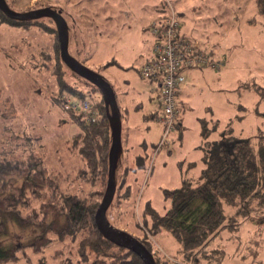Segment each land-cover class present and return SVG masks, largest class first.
I'll use <instances>...</instances> for the list:
<instances>
[{"label": "rangeland", "instance_id": "obj_1", "mask_svg": "<svg viewBox=\"0 0 264 264\" xmlns=\"http://www.w3.org/2000/svg\"><path fill=\"white\" fill-rule=\"evenodd\" d=\"M6 1L16 11L49 5L59 10L67 22L70 54L113 86L120 110L121 143L114 172L116 193L106 212L109 221L138 239L150 240L157 251L155 255L168 264H264V222L256 218L242 221L237 230H221L205 246L206 251L191 254V259L179 251L178 242L168 231L151 232L149 221H145L150 213L163 214L170 206L166 189L178 187L184 176L198 180L203 164L201 119L211 129L210 140L227 130L236 139L249 138L256 150L264 146V18L258 13L257 0ZM169 5L182 21V34L200 41L214 55L223 57L225 63L218 70L183 69L187 85L179 96L180 103L186 106L183 128L172 133L169 148L160 149L150 164L147 153L143 162L132 160L127 151L142 149L152 153L157 129L161 128L157 120V87L139 74L136 65L122 68L98 63L110 52L135 53L139 41L144 46L143 39L130 38L139 37L135 26L166 12ZM33 21L26 27L0 21V156L21 159L33 153L40 155L59 193L100 201L107 177L93 181L91 173L80 172L82 161L72 146L78 126L68 119L61 105L52 101L55 95L61 100L69 94L57 87L55 73L59 65L65 80L77 85L87 99L96 102L102 99L101 92L61 62L58 64L54 32L44 31ZM35 21L54 25L46 18ZM139 33L146 35L144 30ZM126 129L133 135L128 142ZM190 161L196 164L188 170ZM31 203L37 207L40 201ZM234 209L225 205L224 213L231 214ZM17 231L20 243L35 234L30 227ZM84 235L62 239L52 236L53 240L41 251L25 247L16 252L14 261L3 264H93L98 254L89 251L87 260L80 255ZM118 247L102 251L105 264L116 263L117 257L129 259ZM215 249L223 252L220 263L203 257V252L214 254Z\"/></svg>", "mask_w": 264, "mask_h": 264}, {"label": "trees", "instance_id": "obj_2", "mask_svg": "<svg viewBox=\"0 0 264 264\" xmlns=\"http://www.w3.org/2000/svg\"><path fill=\"white\" fill-rule=\"evenodd\" d=\"M7 4L12 8L10 2ZM45 7L55 8L51 5ZM257 8L264 18V0H257ZM22 11L24 10L20 12ZM42 18L54 24L52 19ZM35 20L38 19L15 20L0 11V21L20 27H26L33 21L37 22V25L40 24L44 31L54 32L55 48L58 51L55 24L50 26ZM57 58L58 64L61 62L65 65L60 52ZM55 74L58 89L69 93L66 97L75 101L87 99L77 85L65 80L60 65ZM75 75L86 81L76 73ZM86 82L91 88L99 90L95 85ZM178 96L179 91L177 102L180 114L175 129L169 134L171 139L174 131L182 129L180 117L184 106ZM52 98V101L61 105L68 114V119L78 126V130L73 134L72 146L82 161L80 172L91 173L93 181L95 178L104 181L103 178L107 177L108 173L110 129L103 100L93 102L97 105L99 114L96 121H89L83 113L67 108L64 99H61V102L56 95ZM158 102L160 105L159 93ZM201 122L203 123L200 135L204 139L201 162L204 166L200 170L198 180L184 176L178 187L166 189L165 197L170 199V206L163 214L150 213L149 220L145 219L149 221L151 232L168 231L178 242L179 251L188 259H191V254L206 251L204 249L208 242L223 229L237 230L242 221L252 218L264 222V146L261 145L256 150L249 138L236 139L229 135L227 130L223 131L219 138L210 140L211 129L204 123L205 120L201 119ZM160 135L153 145L152 153L148 154L150 164L160 149L169 148L170 144L158 146ZM170 140L168 138V143ZM193 166L194 163L188 167ZM59 189L40 155L33 153L21 159L0 156V264L14 261L17 258L16 252L25 247H30L36 252L41 251L53 240L52 236L56 235L62 239L65 236L74 237L78 233L85 234L80 241V255L87 260L89 251L94 252L101 259L98 257L93 264H105L102 261L105 253L102 251L117 245L106 239L95 224L94 215L101 200L69 192L59 193ZM115 193L116 190L113 199ZM121 195L125 196V193ZM33 200H39V206L32 205ZM225 205L234 206V211L226 215ZM29 227L35 230V234L26 243H20L17 230ZM3 238L6 241H3ZM139 241L154 255L156 264H168L163 257L155 255L157 251L152 248L150 240L139 238ZM118 249L124 250L129 259L117 257L115 264H144L136 253L124 247ZM215 250L216 253L209 255L203 252V257L213 260V263H220L223 252ZM195 258L198 259L197 256Z\"/></svg>", "mask_w": 264, "mask_h": 264}, {"label": "built area", "instance_id": "obj_3", "mask_svg": "<svg viewBox=\"0 0 264 264\" xmlns=\"http://www.w3.org/2000/svg\"><path fill=\"white\" fill-rule=\"evenodd\" d=\"M181 21L175 10L169 5L166 12H161L150 24L153 37L151 54L140 65L139 74L148 79H159L160 113L157 120L161 122V135L158 146H167L169 134L175 129L180 114L177 95L184 81V68L220 69L225 60L214 55L206 46L196 39L184 36L180 32ZM65 106L75 112H81L89 121H96L99 110L92 101H80L64 98Z\"/></svg>", "mask_w": 264, "mask_h": 264}, {"label": "water", "instance_id": "obj_4", "mask_svg": "<svg viewBox=\"0 0 264 264\" xmlns=\"http://www.w3.org/2000/svg\"><path fill=\"white\" fill-rule=\"evenodd\" d=\"M0 11L15 20H34L42 17L52 19L57 32L60 57L65 65L78 76L95 85L101 92L110 129V146L108 149L106 188L94 215L95 224L98 231L110 242L136 253L144 264H156L152 253L137 237L114 226L106 215V210L116 190L114 172L121 143L120 114L113 88L99 73L91 70L70 54L68 50L67 22L59 10L51 7H39L20 12L10 8L6 0H0Z\"/></svg>", "mask_w": 264, "mask_h": 264}, {"label": "crops", "instance_id": "obj_5", "mask_svg": "<svg viewBox=\"0 0 264 264\" xmlns=\"http://www.w3.org/2000/svg\"><path fill=\"white\" fill-rule=\"evenodd\" d=\"M160 14H161V12H159L156 15H154L153 17L151 16L150 18L147 19V22L145 24H140L141 26H139V25L138 26H135V31L134 32L137 35H139V37H130V38L131 39H138V38H140V40L143 39L145 41L144 42V46H142V43L139 41V45H138V48H137V50H136L135 53H130V54H127V55L125 54L127 51L115 52V53L114 52L107 53V54H105L99 60V63L98 64H100V66H106V64L119 65L122 68H127L129 66L136 65L135 68L136 69L139 68L140 65L145 61V59L148 58L150 56V54H151V45H152L151 39L153 37H151L152 35L150 33L149 27H150V24H151L152 20L154 18H156ZM182 27H183V25H182V21H181V28H180L181 34H182ZM140 30H144L146 32V35L144 33H139ZM127 34H128L127 36H130L131 35L130 33H127ZM200 44L203 45L201 42H200ZM146 45L148 46V48H147ZM203 46H205V45H203ZM124 66H126V67H124ZM148 80H150L151 86L155 85L157 87V91L159 93V84H160L159 79L153 78V79H148ZM154 89H156V88L154 87ZM186 90H187V85L185 83V78H184V81L180 85L179 96L182 94V91H186ZM179 96H178V100L180 99ZM116 101H117V104L119 106L117 96H116ZM123 104H125V99L123 100ZM183 106H184V108L186 107L184 104H183ZM156 107L158 109V103H157V106ZM155 113H156V110L154 112H152V118L153 119H154ZM119 114H120V110H119ZM180 125L183 128L182 115H181V118H180ZM160 133H161V128L160 129H157L156 140L158 139ZM132 137H133V135L130 136V134H129V129H126V133H125V140H126V142H128V140L130 138H132ZM142 139L145 140L144 137H142ZM213 139H217V138H213ZM143 143H144V141H143ZM144 146H145V143H144L143 147ZM127 147H128V143L126 144V149H127ZM127 152L130 153L132 160H135L136 159L138 161H143L144 160V155H146V153H147V155L149 154V152H147L145 150H142V149L141 150H135V151H127ZM191 163H194V166L193 167H195V164L196 163L195 162H191ZM203 166L204 165L202 164L201 167L203 168ZM193 167H191V168H193ZM186 168H188V170H189V167L188 166H186ZM188 170H186L185 172H188Z\"/></svg>", "mask_w": 264, "mask_h": 264}]
</instances>
